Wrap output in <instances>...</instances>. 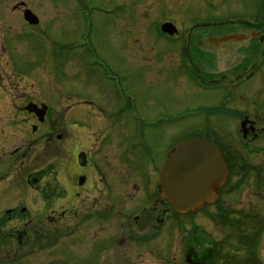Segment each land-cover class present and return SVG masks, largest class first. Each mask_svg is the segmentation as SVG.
<instances>
[{
    "label": "flooded vegetation",
    "instance_id": "flooded-vegetation-1",
    "mask_svg": "<svg viewBox=\"0 0 264 264\" xmlns=\"http://www.w3.org/2000/svg\"><path fill=\"white\" fill-rule=\"evenodd\" d=\"M217 1L226 11L189 13L186 28V22L177 24L187 15L182 1L136 2L157 7V16L168 11L162 23L176 29L171 36L161 34L169 46L142 51L148 55L139 61L142 67L160 75L176 70L184 87L198 82L204 92L220 89V76L233 93L229 100L188 108L199 113L207 107L212 113L206 124L191 127L198 135L189 138L204 139L222 154L227 175L214 200L179 215L161 197L159 176L167 156L161 105L152 110L159 118L152 125L132 116L121 105L125 100L110 97L103 87L92 112L84 108L91 101L58 112L18 98L14 115L0 114V264H40L42 252L66 264L72 244L92 243L100 233L112 252L130 245L131 253L117 252L116 264H147L151 255L166 250L168 238L179 251L173 258L178 264H231V230L260 229L255 241L237 236L245 246L257 244L264 229V0ZM0 5L4 17L7 0ZM25 9L11 3L23 22ZM137 12L127 21L141 26ZM227 55L233 59H218ZM104 75L111 80L109 72ZM112 226L121 229L117 240L104 231ZM244 260L264 264V252L258 258L254 251L255 263Z\"/></svg>",
    "mask_w": 264,
    "mask_h": 264
},
{
    "label": "rangeland",
    "instance_id": "rangeland-1",
    "mask_svg": "<svg viewBox=\"0 0 264 264\" xmlns=\"http://www.w3.org/2000/svg\"><path fill=\"white\" fill-rule=\"evenodd\" d=\"M165 1L173 4L183 2V11L187 15L177 21L180 26L190 19L189 13L205 15L203 13L226 11L217 0H162ZM14 2L26 6L38 18V25L30 27L22 21L19 13H12L11 3ZM136 2L7 0L6 16L1 17L0 13V114H13V110L19 107L18 98L23 103L41 102L50 108H58V112L72 105L82 107L84 101H91V105H83L91 111L99 107V90L103 87L109 90L110 97L125 100L121 105L128 106L132 116L138 114L141 120L145 119L152 125L159 122L152 110L160 105L165 108L160 120L165 132L166 154L179 141L198 135L191 127L206 124L212 113L207 107L199 109V113L197 110L188 111V108L197 104L206 106L218 99H231L233 93L229 84L218 76L217 81H223L220 89L204 92L198 82L187 81L184 87L176 78V70L167 73L164 70L160 75L142 67L139 61L142 63L148 56L142 51L156 47L159 52L160 48L170 44L159 32V25L162 18L168 17V11L157 16L154 14L159 12L157 7L147 8ZM136 12L141 26L127 21L135 17ZM5 21L11 22L13 27L9 29L10 24ZM188 24L186 22L185 28ZM104 71L109 72L111 80L105 79ZM124 115L132 118L128 113ZM3 118L0 117L1 120ZM143 123H139L141 128L146 127ZM42 212L44 209L39 214ZM104 231L112 240L120 238L117 233L121 229L116 226L104 228ZM259 231H230L231 239L227 246L231 264H246L244 258L253 261V244L245 246L237 236L247 234L255 241ZM66 239L69 245L73 243V237ZM72 245L66 264H116L117 252L120 256L130 252L129 244L118 245V250L112 252L110 241L104 239L102 233L92 243ZM166 245V250L151 255L147 264H178V257L173 260L179 252L173 245V239L168 238ZM39 260L40 264L59 263L45 252L40 254Z\"/></svg>",
    "mask_w": 264,
    "mask_h": 264
},
{
    "label": "water",
    "instance_id": "water-1",
    "mask_svg": "<svg viewBox=\"0 0 264 264\" xmlns=\"http://www.w3.org/2000/svg\"><path fill=\"white\" fill-rule=\"evenodd\" d=\"M29 25H37L38 19L29 11L23 12ZM162 33L175 32L171 24H163ZM226 165L221 153L206 140L192 138L179 142L169 153L160 170L161 197L178 214L193 213L211 203L215 189L225 180ZM142 229L140 228V231ZM264 251V230L256 253Z\"/></svg>",
    "mask_w": 264,
    "mask_h": 264
},
{
    "label": "bare ground",
    "instance_id": "bare-ground-1",
    "mask_svg": "<svg viewBox=\"0 0 264 264\" xmlns=\"http://www.w3.org/2000/svg\"><path fill=\"white\" fill-rule=\"evenodd\" d=\"M218 59H220L221 62L224 63V62H228V61L232 60L233 57L230 55H227L226 58L219 57Z\"/></svg>",
    "mask_w": 264,
    "mask_h": 264
}]
</instances>
